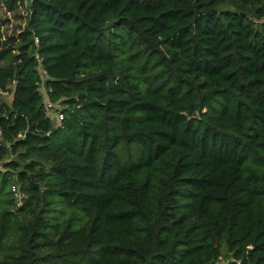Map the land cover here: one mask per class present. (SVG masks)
<instances>
[{
  "label": "trees",
  "instance_id": "obj_1",
  "mask_svg": "<svg viewBox=\"0 0 264 264\" xmlns=\"http://www.w3.org/2000/svg\"><path fill=\"white\" fill-rule=\"evenodd\" d=\"M11 90L0 264H264V0H0Z\"/></svg>",
  "mask_w": 264,
  "mask_h": 264
},
{
  "label": "rangeland",
  "instance_id": "obj_2",
  "mask_svg": "<svg viewBox=\"0 0 264 264\" xmlns=\"http://www.w3.org/2000/svg\"><path fill=\"white\" fill-rule=\"evenodd\" d=\"M24 9H25V7H21L15 13H9L8 12V13L3 14V20H7L9 22L8 24L6 23L3 26V36L4 37L13 36V35H15L16 32L22 31V28H24L26 26V22L24 21L22 16L19 17L20 14L24 13ZM42 91H43V93H45V89L44 88H42ZM0 99L3 102H6V103L10 104L12 102V100H13L12 90L10 92H8V93H0ZM59 107H60L59 105L56 106L54 108V110L50 112V116L52 117V121H53V123L55 125L58 124V121H59V119H58V108ZM225 252H226V249L224 248L223 249V255L226 258L227 264H229L231 262V256L230 255L227 256L225 254Z\"/></svg>",
  "mask_w": 264,
  "mask_h": 264
},
{
  "label": "built area",
  "instance_id": "obj_3",
  "mask_svg": "<svg viewBox=\"0 0 264 264\" xmlns=\"http://www.w3.org/2000/svg\"><path fill=\"white\" fill-rule=\"evenodd\" d=\"M36 44H38V40H36ZM37 58H39V55H37ZM40 72L44 76V78H45L44 80L45 81L48 80L49 75L47 74V72L43 68L40 69ZM51 92H52V90H51ZM1 93H5V92H1ZM42 94H43V96H47L45 93H43V91H42ZM44 104H45V108H46V111H47L49 116H50V112L53 111L56 106H58V105H54L52 102H50L48 98H46V100L44 101ZM58 119H59V121H58L59 123L63 119V114L59 111H58ZM18 194H19V192H18ZM231 262H235V259L231 258ZM216 264H227L226 258L224 256L218 257Z\"/></svg>",
  "mask_w": 264,
  "mask_h": 264
}]
</instances>
